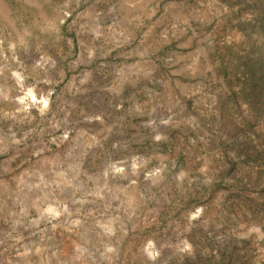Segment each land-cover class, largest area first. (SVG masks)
<instances>
[{
  "label": "rangeland",
  "instance_id": "obj_1",
  "mask_svg": "<svg viewBox=\"0 0 264 264\" xmlns=\"http://www.w3.org/2000/svg\"><path fill=\"white\" fill-rule=\"evenodd\" d=\"M0 264H264V0H0Z\"/></svg>",
  "mask_w": 264,
  "mask_h": 264
}]
</instances>
